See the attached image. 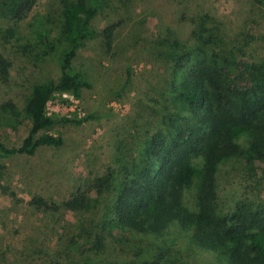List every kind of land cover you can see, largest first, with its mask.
Here are the masks:
<instances>
[{"label":"rangeland","instance_id":"obj_1","mask_svg":"<svg viewBox=\"0 0 264 264\" xmlns=\"http://www.w3.org/2000/svg\"><path fill=\"white\" fill-rule=\"evenodd\" d=\"M60 1L39 0L13 33L8 32L13 24L0 14V53L12 64L9 82L0 84V102L11 101L20 112L32 85L60 78L59 58L65 46ZM100 1L102 8L91 25L100 31L118 24L112 49L106 51L99 38L84 40L72 66L89 87L77 97L56 93L46 105L50 117L91 118L81 125L61 123L47 130L62 138L60 147H40L33 154L0 160V264H228L224 256L189 243L190 232L177 225L156 240L133 236L128 242L130 235L125 239L114 233L116 241L91 253L90 239L81 236V230L98 228L101 204L81 214L46 213L29 204L39 196L60 205L79 187L83 190L88 182L115 172L119 162L138 165L153 137H172L170 121L186 113L171 100L173 79L167 62L153 56L163 40L192 44L194 31L208 16L227 44L230 40L242 49L245 63H264V8L249 0H129L125 5ZM43 32L53 50L41 46L38 36ZM249 72V68L239 72L244 74L239 84L253 89ZM28 130L23 115L11 123L4 120L0 142L9 148L19 146ZM248 141L246 134L238 135L242 148ZM109 188L101 203L115 190L113 184ZM195 193L192 188L185 194L187 206ZM216 194L222 215L243 200L264 201V162L249 165L240 159L223 165L216 174ZM172 248V261L160 256Z\"/></svg>","mask_w":264,"mask_h":264},{"label":"trees","instance_id":"obj_2","mask_svg":"<svg viewBox=\"0 0 264 264\" xmlns=\"http://www.w3.org/2000/svg\"><path fill=\"white\" fill-rule=\"evenodd\" d=\"M39 0H0L1 17L13 24L8 32L26 20ZM125 5L129 0H118ZM264 8V0H249ZM102 8L100 0H61L59 18L65 42L59 58L60 78L32 85L22 111L11 101L0 102V123L24 116L29 130L21 144L7 147L0 142V160L19 154H33L40 147H60L62 138L47 132L57 124L81 125L86 118H57L46 114V105L56 93L78 96L89 84L72 62L84 40L99 38L106 51L113 47L117 23L98 31L91 20ZM201 19L193 43L162 41L153 56L168 64L172 101L186 114L171 120L174 134L153 137L138 165L119 162V170L79 187L60 205L34 197L29 204L38 211L58 213L66 210L88 213L102 205L98 228L81 230L90 239L89 252L102 250L117 240L114 233L160 239L173 225L190 232L189 243L199 249L228 259V264H264V201L243 200L233 211L219 214L216 174L228 162L242 159L247 164L264 162V63L248 65L236 43L226 39L215 24ZM7 32V34H8ZM4 39V30L2 31ZM41 46L53 50L46 32L39 33ZM62 43V42H60ZM158 44V43H157ZM226 47V48H225ZM225 48V49H223ZM11 62L0 53V84L10 79ZM249 68L255 87H241ZM130 75V74H129ZM253 77H255L253 79ZM178 121L180 124L175 125ZM249 138L248 146L237 143L239 134ZM113 172V173H112ZM113 184L115 190L105 201L101 198ZM117 185V189H116ZM196 189L194 201L187 206L185 194ZM95 194V198L91 196ZM104 198V197H103ZM96 229V230H95ZM168 255L161 257L172 261ZM162 253V252H161Z\"/></svg>","mask_w":264,"mask_h":264}]
</instances>
